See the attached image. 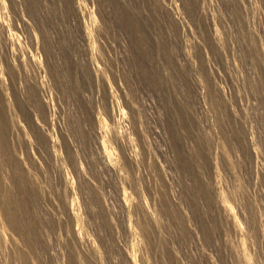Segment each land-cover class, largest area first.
<instances>
[{
    "label": "rangeland",
    "instance_id": "374dc122",
    "mask_svg": "<svg viewBox=\"0 0 264 264\" xmlns=\"http://www.w3.org/2000/svg\"><path fill=\"white\" fill-rule=\"evenodd\" d=\"M0 264H264V0H0Z\"/></svg>",
    "mask_w": 264,
    "mask_h": 264
}]
</instances>
